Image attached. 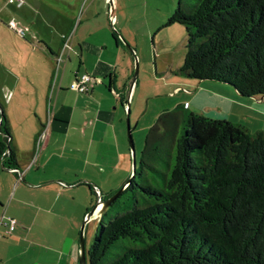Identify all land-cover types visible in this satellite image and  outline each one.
<instances>
[{
    "label": "crops",
    "instance_id": "obj_1",
    "mask_svg": "<svg viewBox=\"0 0 264 264\" xmlns=\"http://www.w3.org/2000/svg\"><path fill=\"white\" fill-rule=\"evenodd\" d=\"M11 6L28 19L18 23L29 28L31 40L17 39L18 32L0 19V103L19 163L15 171L0 158V215L16 219L12 232L0 225V264H79L81 225L100 215L101 205L92 206L94 187L103 195L114 192L133 172L119 109L130 107L138 85L131 71L136 50L127 45L120 20L132 4L24 0ZM70 32L72 48L63 49L62 34ZM81 73L95 79L86 92L72 87ZM197 81L215 96L235 93L222 83ZM256 98L264 102V96ZM196 111L227 118L208 108ZM43 127L47 140L32 161Z\"/></svg>",
    "mask_w": 264,
    "mask_h": 264
},
{
    "label": "trees",
    "instance_id": "obj_2",
    "mask_svg": "<svg viewBox=\"0 0 264 264\" xmlns=\"http://www.w3.org/2000/svg\"><path fill=\"white\" fill-rule=\"evenodd\" d=\"M174 22L186 29L178 73L264 96V0H177ZM0 158L19 168L1 103ZM86 254V264H264V130L184 104L162 111Z\"/></svg>",
    "mask_w": 264,
    "mask_h": 264
},
{
    "label": "rangeland",
    "instance_id": "obj_3",
    "mask_svg": "<svg viewBox=\"0 0 264 264\" xmlns=\"http://www.w3.org/2000/svg\"><path fill=\"white\" fill-rule=\"evenodd\" d=\"M129 2L132 8L122 11L120 20L129 36V41L126 39L127 45L136 50L137 59L131 69L132 75L136 72V62H138L137 92L135 99H132L131 95L129 107V127L134 143L136 164L139 163L145 136L155 119L165 109H171L181 103L186 107L190 105L189 108L193 110L202 107L220 112L229 120L244 124L252 131L264 130V102L256 97H243L236 90L234 94H222L218 95L219 97L215 96L217 94H209V90L204 88L203 84H198L197 80H192L194 83L190 82L177 72L185 58L186 29L178 22L166 24L168 17L175 10L177 0H129ZM9 3V0H0V12H3V17L0 15V19L3 22L8 21V26L11 18L17 23L22 20L27 24L28 19L25 14L19 8L14 9L11 6H15L18 2ZM143 6L146 10H142ZM114 7L117 15L115 3ZM18 25L25 29L26 37L18 32L17 39L30 41L29 28L19 23ZM216 84L222 85L219 82ZM119 109L124 114L127 141L130 146L128 109L124 110L123 107ZM133 127H135L134 131ZM94 200L92 206L96 203L97 197H94ZM97 225L98 220L94 218L84 225L83 235L87 248L93 241ZM82 226L83 223L81 229Z\"/></svg>",
    "mask_w": 264,
    "mask_h": 264
},
{
    "label": "built area",
    "instance_id": "obj_4",
    "mask_svg": "<svg viewBox=\"0 0 264 264\" xmlns=\"http://www.w3.org/2000/svg\"><path fill=\"white\" fill-rule=\"evenodd\" d=\"M10 2H13L15 0H9ZM18 5H22L23 0H17ZM9 27L12 28L13 30L19 32L22 36H25V29L22 27H19L18 23L16 21H11L9 23ZM72 36H73V32L70 33H63L62 34V38L64 39L63 42V49H71L72 48ZM58 59H61V56L58 55ZM94 78L88 74V73H81L78 74L76 76V79L72 85V87L74 89H76L79 92H86L89 88V86L94 82ZM48 129L47 127H43L37 138H36V144H35V155L32 161L36 160V156L39 154V152L41 151L42 146L44 145V143L47 140V134H48ZM15 171H19V168L17 169H13ZM94 191L97 194L98 200L97 202L99 203V205H101L102 203V192L101 190L95 186L94 187ZM87 218V217H86ZM4 224L7 226L8 228V232H12L15 227H16V219L12 218L10 216H5L4 214L0 215V225ZM1 235V233H0Z\"/></svg>",
    "mask_w": 264,
    "mask_h": 264
},
{
    "label": "water",
    "instance_id": "obj_5",
    "mask_svg": "<svg viewBox=\"0 0 264 264\" xmlns=\"http://www.w3.org/2000/svg\"><path fill=\"white\" fill-rule=\"evenodd\" d=\"M137 71H138V62H136V72L134 74V79L136 78L137 76ZM127 119H128V133H129V141H130V148H131V151H132V167H133V171H134V168L136 166V157H135V151H134V143H133V140H132V135H131V130H130V127H129V114L127 116ZM128 182V181H127ZM127 184V183H126ZM125 185H123L122 187H120L115 193H113L111 196H109L107 199L105 200H102V203H101V206L99 208V212L101 213L105 208H107L111 203L112 201L122 192V190L125 188ZM96 206L95 205L93 207V209H91L88 213V216L89 217L90 215H92L94 213V210L96 209ZM82 229H84V224L82 226ZM80 247H81V257H80V263L79 264H86L87 263V254H86V249H85V240H84V236L81 235V238H80Z\"/></svg>",
    "mask_w": 264,
    "mask_h": 264
},
{
    "label": "flooded vegetation",
    "instance_id": "obj_6",
    "mask_svg": "<svg viewBox=\"0 0 264 264\" xmlns=\"http://www.w3.org/2000/svg\"><path fill=\"white\" fill-rule=\"evenodd\" d=\"M102 200H105V199H102Z\"/></svg>",
    "mask_w": 264,
    "mask_h": 264
}]
</instances>
